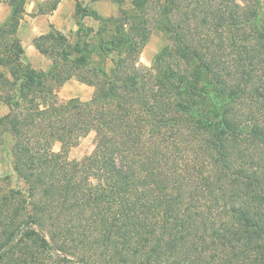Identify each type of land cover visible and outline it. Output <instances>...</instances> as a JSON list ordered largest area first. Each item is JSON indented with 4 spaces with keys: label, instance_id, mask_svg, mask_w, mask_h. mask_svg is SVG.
<instances>
[{
    "label": "trees",
    "instance_id": "16d2710c",
    "mask_svg": "<svg viewBox=\"0 0 264 264\" xmlns=\"http://www.w3.org/2000/svg\"><path fill=\"white\" fill-rule=\"evenodd\" d=\"M141 1L140 40L126 21L78 6L81 20L104 23L97 44L50 33L60 57L43 72L17 37L27 0H8L0 137L26 189L0 193V264H264V76L254 74L264 26L218 37L242 23L212 8L222 1L172 11L164 0L156 22L171 47L146 69L132 57L149 37L142 8L154 10ZM72 78L94 86L90 101H59ZM90 133L94 151L71 160Z\"/></svg>",
    "mask_w": 264,
    "mask_h": 264
},
{
    "label": "rangeland",
    "instance_id": "374dc122",
    "mask_svg": "<svg viewBox=\"0 0 264 264\" xmlns=\"http://www.w3.org/2000/svg\"><path fill=\"white\" fill-rule=\"evenodd\" d=\"M190 1H172V11L177 8H188ZM221 2L213 3L212 8L228 9L230 11H236L239 16V20L242 22L237 27H226L215 33L218 37H233V35L247 36L253 35V29L262 31L264 26V0H220ZM57 0H27L26 10L22 16V20L17 26V37L20 39L21 44L25 50L26 58L32 67L38 71L48 72L53 65V62L59 58V48H54V41H47V36L50 33L62 34L68 39V45L74 47L76 43L85 39L91 44H97V40L100 38V31L103 26V22L97 21L91 17H85L81 20V17L76 16V9L78 6L84 8H90L97 11L104 20L126 21L132 28L130 34L140 40L135 31L137 26L142 22L143 15H140L136 10L138 6L142 4L141 0H60L56 13L52 11ZM154 7V10L145 12V8H142L145 16L147 17V28L149 29V37L147 41L139 48V50L133 54L136 66L146 69H150L153 64L156 55L166 48L171 47V43L161 30L158 28L157 20L159 19V12L164 8V0H148L144 3L150 4ZM192 9H196L195 3H191ZM239 4L243 6L245 10L236 9L235 5ZM152 6H149L150 8ZM239 10V11H238ZM248 12L255 13L247 15ZM11 14V8L8 0H0V26L6 24ZM255 16V17H253ZM252 18V19H250ZM129 19V20H125ZM256 20V21H252ZM256 22V26L254 23ZM108 25V24H107ZM116 25L109 26L107 33H114ZM262 25V26H261ZM135 29V30H133ZM43 38V39H41ZM36 41L44 47L49 54H42L35 46ZM218 43V40H217ZM231 52V50H228ZM51 56V57H50ZM108 66L112 63L110 60ZM135 65L133 62L131 65ZM114 65V64H113ZM128 64L124 67H118L122 73L124 69L127 70ZM257 69L255 75L264 76V55L261 59L257 60V64L254 66ZM257 77V76H256ZM95 88L87 83L78 81L76 78H72L67 81L62 87L56 90L60 102H67L71 99H79L81 102H88L93 98ZM9 112L8 108L0 103V117L6 115ZM11 144L9 139L5 136L0 137V193H7L14 189L17 191H25L26 185L23 180L19 179L14 172L13 162L11 158ZM95 149V133H90L87 137L83 138L78 146L70 151L69 157L71 160L80 161L85 156L90 155ZM54 150L58 152L60 145L56 144Z\"/></svg>",
    "mask_w": 264,
    "mask_h": 264
},
{
    "label": "crops",
    "instance_id": "0c3cea01",
    "mask_svg": "<svg viewBox=\"0 0 264 264\" xmlns=\"http://www.w3.org/2000/svg\"><path fill=\"white\" fill-rule=\"evenodd\" d=\"M58 8V7H57ZM57 8L54 10V12L56 13V11H57Z\"/></svg>",
    "mask_w": 264,
    "mask_h": 264
}]
</instances>
